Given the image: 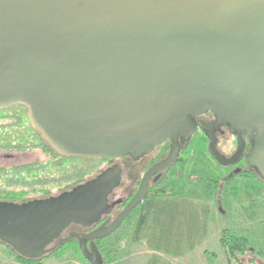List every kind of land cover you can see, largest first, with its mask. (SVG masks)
I'll list each match as a JSON object with an SVG mask.
<instances>
[{"label":"water","instance_id":"95a60500","mask_svg":"<svg viewBox=\"0 0 264 264\" xmlns=\"http://www.w3.org/2000/svg\"><path fill=\"white\" fill-rule=\"evenodd\" d=\"M12 105L68 157L140 156L173 140L113 224L70 234L90 264H104L86 241L110 235L148 198L150 177L175 163L178 139L196 133L192 115L211 111L237 133L227 156L201 123L221 166L238 163L253 139L247 161L264 178V0H0V109ZM119 179L106 171L59 195L0 201V242L42 258L70 224L109 211Z\"/></svg>","mask_w":264,"mask_h":264},{"label":"rangeland","instance_id":"374dc122","mask_svg":"<svg viewBox=\"0 0 264 264\" xmlns=\"http://www.w3.org/2000/svg\"><path fill=\"white\" fill-rule=\"evenodd\" d=\"M0 114L23 116L18 124L11 119L1 122L4 123V127L0 128V147L15 149L0 150V200L14 199L15 197L23 199L25 196L32 198L38 196L43 188L50 189L51 194H56L64 186L71 184L73 180L81 177L88 178L94 174L92 173L93 170L100 165L99 161L89 159L70 160L64 164H60L55 156L48 160L41 149L42 140L32 128L24 106L16 105L1 111ZM230 142L231 139L227 137L221 141L218 144L220 151L226 153V151L232 150L233 148H229L231 147ZM47 161L52 164V167H49L45 172H38L36 176L21 168V172L14 170L19 169V166L23 167L32 163H37L39 166L44 165ZM167 176L166 183L159 191L153 193L171 191L172 188L178 190L177 188L182 187L187 193H217L220 206L227 215H224L225 218L223 219L224 229L228 226H235L239 233L249 238L251 247H264V207L255 201L261 198L259 195L260 187L256 186L253 178L246 173H238L228 177L226 167L222 169V166L209 152L208 138L200 130L180 150L178 159L169 169ZM44 181L48 182L47 185H44ZM262 199L264 200V195H262ZM128 222L130 224V221ZM129 231L130 225L127 227L125 236L117 245L114 242L119 238L118 235L109 236L107 240L109 248L105 249L118 255L111 261L109 260V263L140 264L141 259L134 254L133 249L129 246ZM221 248L223 251L222 244ZM60 252L46 257L38 264L85 263L80 259L79 254ZM233 262L237 263L235 260ZM11 263L26 264L17 260L10 247L0 244V264Z\"/></svg>","mask_w":264,"mask_h":264},{"label":"flooded vegetation","instance_id":"af4514ba","mask_svg":"<svg viewBox=\"0 0 264 264\" xmlns=\"http://www.w3.org/2000/svg\"><path fill=\"white\" fill-rule=\"evenodd\" d=\"M13 106H16V105H12L10 107L0 109V112L3 110L9 109ZM21 106H24V105H21ZM26 110H27V117L29 118L28 109L26 108ZM22 117L23 116H20V115H15V116L13 115L12 116V115L0 114V128L4 127V123H1L3 120L11 119L14 123L18 124L21 122ZM191 118H192L193 122L195 123V125L198 127L197 131L200 130L208 138V142H210V137L205 132V130L201 127L202 122H205L209 125H212V127L216 131V135L218 137V144L221 141H224L226 137L231 139V142L229 144V145H231V147H229V148H233V149L230 150L229 152L226 151V153H224L225 155L231 156L236 152L237 146H238L237 133L236 132L230 133L229 132L230 125L227 123L219 122L217 115L215 113L208 111L207 113H205L203 115H192ZM29 121H30V119H29ZM35 132L39 135V137L42 140L41 144H40L41 149L46 154V157L48 160H50L52 156H55L59 160L60 164H64L65 162L70 161V160L89 159V160L99 161L100 165L93 170L92 173H94V174H91L88 178H83V177L77 178V180H73V182L71 184L64 186L63 189L60 190V192H58L56 194H51L50 189L43 188L42 190H40V193L38 194V196H35L32 198H28L25 196L23 199L15 197L14 199L6 198V199L0 200V201L24 202V201L34 200V199H44V198H48L51 196L59 195L60 193H62L64 191H69L72 188H74L75 186H78L80 184H84V183H86L92 179H95L97 176H99L100 174H102L106 171L109 173H114V172L120 173V179L118 181V185L115 186L107 196V205L109 207V211L103 213L100 216L99 220L92 223L91 225L85 226V225L77 224V223L70 224L68 227H66L63 230V232L61 233V235L59 237H57L54 241H52L47 246V248H52V247L57 246V248L55 250L51 251L49 254L43 256L42 258L33 260L36 262H41L46 257L51 256V255H56L60 251H62L63 249H66L65 254H68V253L79 254L80 253L79 254V255H81L80 259L83 261L85 259L89 263V261L82 255V253L80 251V240H79V238L75 234H73V236L71 238H69L70 234L71 233L89 234L101 226L108 227L111 224H113L116 221V219L118 218V216L121 214V212L125 209V207L129 203V201L139 191V188L142 184V181H143V178H144L146 172L154 164L165 159L169 155L171 148H172L173 140H168L165 143H162L160 146L154 148L150 153L142 154L140 156H134L131 154H127V155H119V156H115V157H80V156L68 157V156H64V155H61V154H58L57 152H55L43 140L41 135L36 130H35ZM242 133L244 136H246V132H242ZM255 134H256V132L253 133V135H255ZM178 142L180 143V150L183 147H185L186 144H188V141L184 140L183 138H179ZM252 146H253V139L250 142H245L244 152H243L241 159L238 161V163L233 164V165H229V166H222V169H224V167H226V172L228 174V177H229V175L234 176L238 173H246V174L250 175L253 178L255 185L260 187L259 195L261 196V198H260V200L258 199L255 201L257 202V204L264 207V203H263L264 200L262 199V195H264V178H262L259 175L258 171L255 168L251 167L247 161V155L249 154V151H250ZM163 147L165 149H162ZM12 149H15V148L5 149V148L0 147V150H3V151H9ZM209 152H210V150H209ZM177 159H178V157H177ZM173 165H171L169 168H167L163 171L154 173L150 177L149 187L147 190L148 196L150 194H152L154 191H159L161 189V187L166 183L169 169ZM49 167H52V164H49V162L47 161V163H44V165L41 164L39 166V165H37V163H35V164L32 163V164H28V165L23 166V167L19 166L18 167L19 169H14V170H16V172H21V170H20V168H21L22 170H24L28 173H33L34 176H36V174L38 172H40V171L45 172L47 169H49ZM236 170H238L239 172L236 173ZM230 172H231V174H230ZM232 174H234V175H232ZM47 183H48L47 181H44V185H47ZM139 205L119 225V227L114 232H112L110 234V235H113V234L118 235L119 238L114 242L116 245L119 242H121L120 241L121 238L123 236H125L126 231H127V227L129 225L128 221L130 220L132 214L139 207ZM223 213H224V215L226 214V212H223ZM225 216H227V215H225ZM110 235H108L104 238H98V239H93V240L88 239L86 241V247L88 249L91 248L92 242H94L96 244L97 248L100 250V252L103 256L104 264H111V263H109V258L107 255L108 251L105 249V248H109L107 245V240H108ZM58 244H60V245H58ZM253 252H254V258H255V264H262L264 261V247L263 246L262 247H255L253 249ZM83 264H85V263H83Z\"/></svg>","mask_w":264,"mask_h":264},{"label":"crops","instance_id":"0c3cea01","mask_svg":"<svg viewBox=\"0 0 264 264\" xmlns=\"http://www.w3.org/2000/svg\"><path fill=\"white\" fill-rule=\"evenodd\" d=\"M183 188L147 198L132 214L129 246L140 264H238L221 248L225 216L218 194Z\"/></svg>","mask_w":264,"mask_h":264},{"label":"trees","instance_id":"16d2710c","mask_svg":"<svg viewBox=\"0 0 264 264\" xmlns=\"http://www.w3.org/2000/svg\"><path fill=\"white\" fill-rule=\"evenodd\" d=\"M162 194L163 192L153 193V194H150L148 198L152 196L162 195ZM218 204L221 205L219 200H218ZM220 242L229 260H235L238 264H249V263L255 264V258H254V252H253L254 247H251L249 238L243 235L242 233H239L235 226H228L222 231ZM0 244H3V243L0 242ZM11 251L15 254V256L17 257V260L20 262H23L26 264H38L39 263V262L28 260V259L18 256L12 249ZM65 252H66V249H63L60 253H65ZM206 254L210 258H212L211 256H215L214 253H210V252H206ZM107 255L110 261L114 257H118L116 253L112 254L111 252H108ZM246 261H248L249 263H247ZM84 262L85 264H89L85 259H84Z\"/></svg>","mask_w":264,"mask_h":264}]
</instances>
